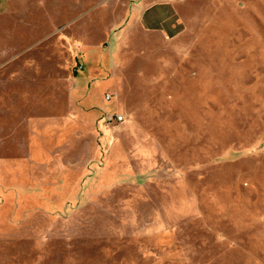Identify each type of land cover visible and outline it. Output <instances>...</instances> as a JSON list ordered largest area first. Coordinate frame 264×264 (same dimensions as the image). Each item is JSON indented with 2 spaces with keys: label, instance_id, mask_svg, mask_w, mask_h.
Wrapping results in <instances>:
<instances>
[{
  "label": "rangeland",
  "instance_id": "rangeland-1",
  "mask_svg": "<svg viewBox=\"0 0 264 264\" xmlns=\"http://www.w3.org/2000/svg\"><path fill=\"white\" fill-rule=\"evenodd\" d=\"M0 264H264V0H0Z\"/></svg>",
  "mask_w": 264,
  "mask_h": 264
},
{
  "label": "built area",
  "instance_id": "built-area-1",
  "mask_svg": "<svg viewBox=\"0 0 264 264\" xmlns=\"http://www.w3.org/2000/svg\"><path fill=\"white\" fill-rule=\"evenodd\" d=\"M122 121H123V116L120 114L105 116L103 119V123H106V124H120V122Z\"/></svg>",
  "mask_w": 264,
  "mask_h": 264
}]
</instances>
